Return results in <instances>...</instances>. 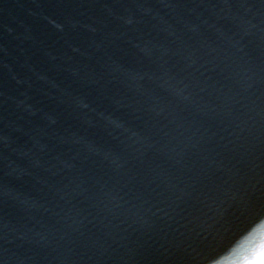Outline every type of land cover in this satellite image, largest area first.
Listing matches in <instances>:
<instances>
[{"label": "water", "instance_id": "1", "mask_svg": "<svg viewBox=\"0 0 264 264\" xmlns=\"http://www.w3.org/2000/svg\"><path fill=\"white\" fill-rule=\"evenodd\" d=\"M262 243L264 0H0V264Z\"/></svg>", "mask_w": 264, "mask_h": 264}, {"label": "snow or ice", "instance_id": "2", "mask_svg": "<svg viewBox=\"0 0 264 264\" xmlns=\"http://www.w3.org/2000/svg\"><path fill=\"white\" fill-rule=\"evenodd\" d=\"M242 264H264V243L261 244L258 252L253 253L252 257L243 260Z\"/></svg>", "mask_w": 264, "mask_h": 264}]
</instances>
